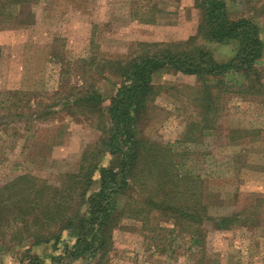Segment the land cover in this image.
<instances>
[{"label": "rangeland", "instance_id": "1", "mask_svg": "<svg viewBox=\"0 0 264 264\" xmlns=\"http://www.w3.org/2000/svg\"><path fill=\"white\" fill-rule=\"evenodd\" d=\"M224 1L232 18H254L264 41V0ZM23 6L29 8L21 17L0 26V187L22 174L59 185L66 174L78 171L83 153L100 141L95 161L117 169L121 154L105 151L97 119L72 117L62 109L65 98L82 85V60L92 63L89 69L108 106L122 79L102 73L103 61L127 60L147 53L152 44L195 36L201 18L196 1L33 0ZM199 43L218 62L230 60L237 50L236 43ZM257 67L264 69V56ZM63 80L68 82L65 92L60 91ZM207 80L217 84L214 78ZM225 82L211 114L213 129L197 145H179L189 125L200 119L195 96L204 82L173 70L157 72L158 95L149 107L144 135L188 153L185 166L201 178L208 215L237 212L244 218L224 231L205 225L206 264H264V97L241 93L239 75L228 74ZM50 109L55 113L46 117ZM234 128L258 129L260 135L234 145L229 141ZM99 178L96 173L92 189L98 188ZM147 195L142 187L133 193L136 199ZM11 224L0 230V264H29L35 257L44 264L92 261L64 256V246L72 242L68 231L57 247L34 245L8 241ZM113 240L108 264H201L199 247L171 218L155 215L144 226L142 220L125 216Z\"/></svg>", "mask_w": 264, "mask_h": 264}, {"label": "trees", "instance_id": "2", "mask_svg": "<svg viewBox=\"0 0 264 264\" xmlns=\"http://www.w3.org/2000/svg\"><path fill=\"white\" fill-rule=\"evenodd\" d=\"M31 1L0 0V26L21 17L29 8L23 5ZM195 1L201 14L195 36L184 42L152 44L147 53L127 60L103 61L102 73L122 79L108 106L97 89L94 72L89 69L92 63L82 60V85L65 98L62 109L72 117L96 118L97 127L104 134L101 139L105 151L109 148L111 153L121 154L119 166L109 169L95 161L100 141L83 153L78 171L66 174L59 185L22 174L0 187V230L5 223H12L8 241L52 243L57 247L63 232L68 231L72 242L63 248L65 257H90V264H108L114 248L113 233L122 218L142 220L145 226L157 215L173 219L182 232L187 231L194 246L200 249V263L206 264L205 225L212 223L214 229L224 231L243 221L237 212L220 217L208 215L201 178L185 166L188 153L144 135L149 107L158 95L154 77L161 70L196 76L204 82L195 96L200 119L189 125L179 145H197L213 129L211 114L217 111L228 74L241 76V93L264 97V69L257 67L264 56V41L255 19L232 18L224 0ZM200 40L236 43L237 50L230 60L218 62ZM208 77L217 80V84L209 83ZM66 83L61 82L60 91L65 92ZM52 112L50 109L47 116H42L51 117L55 113ZM259 135L258 129L234 128L229 132V141L236 145L241 139L256 141ZM96 173L100 176L99 184L92 189ZM138 187L148 195L136 199L133 193ZM29 264L44 263L35 257Z\"/></svg>", "mask_w": 264, "mask_h": 264}]
</instances>
